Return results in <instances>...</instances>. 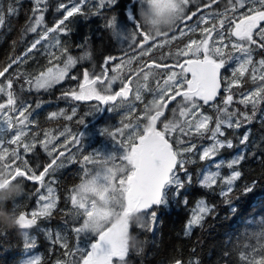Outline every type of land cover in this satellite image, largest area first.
<instances>
[{
    "label": "snow or ice",
    "instance_id": "snow-or-ice-1",
    "mask_svg": "<svg viewBox=\"0 0 264 264\" xmlns=\"http://www.w3.org/2000/svg\"><path fill=\"white\" fill-rule=\"evenodd\" d=\"M191 2L192 0H130L123 22L118 16L112 15L105 23V27L111 29L121 43L122 55L106 56L99 74L96 70H84L78 91L69 90L63 93L75 101L94 100L100 105L109 106L106 109L95 106V112L90 115L105 111L115 112L118 108H124L126 111L120 120L122 126L113 125L111 131L108 127L99 130L100 135L107 134L112 143L109 145L106 142V146L92 151V154L82 155L81 182L72 190L70 196L73 206L71 215L74 218L71 231L75 233L76 243L70 248L63 234L57 233L54 242L60 243L66 250L64 255L68 259L57 260L56 264H113L114 258L120 264H126V256L129 253L126 237L132 225L128 217L135 214L139 219V227L154 231L158 224L156 209L169 204V191L174 189L172 195L178 197L185 182H191V176L187 175L185 166L189 158L185 154L193 153L196 146L182 137L193 134L204 137L207 133V138L212 143L203 148L199 159L212 158L220 149L233 147L231 140L221 139L225 137L224 129H238L244 122L251 123L258 106L264 103V59L254 63L252 57L253 46L264 49V0H228V5L223 11L200 15L193 22V26H186L187 30L181 28L179 32L182 37L189 32L199 31L202 38L191 39L174 53L170 50L167 55H161L151 61L141 59L150 56L157 48L163 49L166 45H171L179 38L176 35L170 37L169 32H175L185 21H192L193 17L197 16L196 12L186 14L187 6ZM85 3L86 0H68L71 7L63 2L59 3L56 11L66 10V14L54 21V27H44L27 48L24 56L37 49L42 41H48V66L45 69L40 70L34 77L17 71L6 78V83L0 84V93L7 96L6 104L0 103V112L7 107L10 112L18 113L15 124L11 115L3 113L0 116V188L8 185L23 188L24 181L44 187L46 176L64 166L63 161H57L65 156L66 151H70L68 145L71 144L77 152L80 151L81 139H84L82 131L66 138L59 148L49 147L57 137L49 139V133L45 132V139L40 141V144L50 162L42 166V171H38L39 165L30 166L24 154L33 153L36 143L34 140L27 142L24 138L28 135V125L34 121L31 119L29 107L12 91V76L18 79L25 75L24 83L28 85L29 91H48L64 81L78 60L67 55L61 66L59 62L67 53V48L61 45L58 36L50 34H67L68 27L65 22L77 14L87 15L82 12ZM115 3L116 0H107L108 5ZM216 3L218 0H208L206 7L211 8ZM47 6V0H35V19L27 25L26 31L36 32L37 28L42 26V13L47 10ZM100 6H104V0H101ZM148 8L155 9L157 16L171 14V27L156 30L154 33L141 20V13ZM8 11L15 14L16 9L10 4ZM3 23V7L0 6V25ZM200 25L206 27L201 28ZM159 37L163 39L157 40ZM228 37L235 39H228L226 42ZM53 48H58L59 52L51 51ZM172 56L177 58L175 63L158 62ZM181 57L183 59H179ZM114 61L118 62L113 64ZM22 62H26L23 57H17L0 70V77H5L14 63ZM229 62H235V66L231 70V79L227 80L222 78L221 70L225 69ZM161 68H167L169 71H155ZM177 68L179 72L176 71ZM109 72L112 74L109 75ZM249 73L253 83H260L256 88L240 93L241 98L236 103L244 106L245 110L242 111L233 107L234 94L231 89L241 87L242 78ZM162 77L166 78L161 79ZM71 79L76 80L77 77L72 75ZM117 83L119 88L114 90L113 86ZM222 83L225 84L224 90L227 94L217 101ZM23 90L21 86V91ZM146 94L149 96L147 100ZM214 101L216 103L210 104ZM153 103L159 106L160 111L148 113V107ZM138 105H142V111L136 115ZM205 105L215 110V120L212 115L202 111ZM40 106L38 102L36 107ZM249 106L251 114L247 110ZM166 112L171 116H166ZM73 115H68L66 119L72 120ZM56 116L57 113L53 112L49 118L54 119ZM125 120L128 122L125 123ZM213 122L214 127L210 128L209 125ZM79 123L85 125L84 120H79ZM14 127L15 134L7 139V143L16 147L10 149L3 145L7 133ZM174 133L176 138L173 142L171 137ZM248 139L246 133L240 140L241 144L246 145ZM186 143V147H176ZM21 148L23 152L20 151ZM244 159L242 153L237 154L227 165L233 169L227 178L220 177L218 171L208 172L202 176L201 185L213 188L217 186L218 178L222 179L228 187L221 188V194L228 196L233 183L241 176L235 166ZM89 165L93 167H88ZM219 167L220 165H217V168ZM179 172L186 173L185 180L181 179ZM254 183L246 185L244 191L252 192ZM54 192V188L49 184L47 195L39 196L41 201H45L44 205L39 211L31 212L30 218L24 211L19 210L16 197H11L3 207L15 215L18 228L28 229L37 224L38 218L52 215L58 199ZM210 211L207 204L201 200L197 205V212L193 213L187 222L184 234L187 236L193 227L201 226ZM246 239L249 243L243 246L245 251L240 252L239 259L244 264H264V217H261L250 235L246 234ZM252 241L257 243L252 244ZM31 246L32 242L26 240V247ZM20 264H40V260L29 258L22 260ZM175 264L181 262L177 260Z\"/></svg>",
    "mask_w": 264,
    "mask_h": 264
},
{
    "label": "trees",
    "instance_id": "trees-1",
    "mask_svg": "<svg viewBox=\"0 0 264 264\" xmlns=\"http://www.w3.org/2000/svg\"><path fill=\"white\" fill-rule=\"evenodd\" d=\"M61 2L65 3L68 0H47V10L43 12L46 22L44 27H54V21L63 17V11H56V6ZM10 4L15 7V14L9 13ZM129 4L130 0H116L115 4L103 9L85 7L82 12L87 15L77 14L66 21L67 34L57 33L60 34L61 45L67 48V53L61 57L59 63L63 66L62 61L67 55L76 58L77 66L71 71V74L77 77L76 80L68 77L65 82L55 85L48 91L34 89L29 91L28 85L24 83L25 75H21L18 79L12 76V91L29 107L32 113L31 119L34 121L28 125L26 129L28 135L24 138L27 142L31 143L34 140L36 143L33 153L24 154L30 166L39 165L38 171H42V166L50 162V158L40 144V141L45 139V132L49 133V139L57 137L49 147L59 148L66 138L81 131L84 139H81L79 152L71 144L68 145L70 151H66L65 156L57 161V163L63 161L64 166L46 176L44 187L31 181H24L22 194L16 198L19 201V210L24 211L29 218L31 212L35 211L39 196L49 184L55 190L54 194L58 198L57 205L51 216L38 218L37 224L31 228L0 227V264H20L22 260L29 258H39L40 264H56L57 260H67L68 257L64 255L66 250L60 246V243L54 242L58 232L63 234L70 248L76 243L75 233L71 231L74 218L71 215L73 206L70 196L72 190L81 182L82 155L92 154V151L106 146V142L109 145L112 143L111 138L107 134L101 136L99 130L102 127H108L111 131L113 125L122 126L120 120L126 109L118 108L115 112L105 111L90 115L95 112V106L105 109L109 106L99 105L98 101L94 100L75 101L71 96H64L63 93L69 90L78 91L84 70H96L99 74L102 71L100 66L106 56L119 57L122 55L121 43L112 30L105 27V23L112 15L118 16L123 22ZM0 6L3 7L4 16V23L0 25V70H3L17 57H23L26 61L14 63L9 73H6L5 77H0V84L6 83V78L17 71L31 77L38 75L40 70L48 66L46 51L48 41L41 42L37 49L24 56L27 48L40 34L38 30L36 32L26 31L27 25L35 19L33 16L35 0H0ZM194 37H196L195 32L185 36L183 40L188 41ZM138 39L141 38L138 37ZM181 41H175L163 49L157 48L150 56L141 57V59L151 61L161 55H167L170 50L174 53L176 49L182 48ZM51 51L59 52V49L53 48ZM263 51L264 49L257 48L254 57L256 62L264 57ZM176 59L172 56L158 62L175 63ZM112 63L115 64L116 61ZM155 71L167 73L169 70ZM111 74L109 72V75ZM227 76V80H230L231 76ZM246 77L241 87L231 89L234 94L233 107L242 111L245 110L244 106L236 103L241 98L240 93L252 90L260 83L259 81L253 83L250 73ZM163 78L166 77L161 79ZM21 86L24 88L23 91H21ZM118 88L119 83L113 86L114 90ZM225 94L227 93L223 92L221 97ZM145 99H149L147 94ZM6 101L7 96L0 93V103L6 104ZM38 102L41 105L39 108L36 107ZM73 109H75V115H73ZM4 110V113L10 112L7 107ZM247 110L251 114V106ZM140 111H142V105H138L136 115H139ZM202 111L212 115L215 120L216 113L213 108L204 106ZM53 112L57 113V116L50 119L49 116ZM11 114L15 120L18 113L11 112ZM68 115H73L72 120L66 119ZM165 115L171 116L169 112ZM79 120H84L85 125L80 124ZM127 122L125 120V123ZM209 127H214V122ZM15 131L10 130L7 133L4 147L10 149L16 147L7 143V139L11 138ZM224 131L225 137L221 139L231 140L233 147L220 149L216 156L205 160H200L199 155L204 147L212 143L207 138L208 134L205 133L204 137L195 134L182 137L186 142L191 141L196 146L193 153L185 154L189 158L185 166L187 175L191 176V182H185L178 197L172 195L174 189L169 191V204L156 209L158 224L154 227V231H147L136 223H132L130 234L141 241V246L139 249L129 248L126 264H172L177 260L182 264H244L239 259V254L245 251L243 246L249 243L246 234L250 235L261 217H264V103L258 106L256 116L251 123L244 122L238 129L225 128ZM62 132L64 135H60ZM246 133L249 136L248 142L246 145L241 144L240 140ZM175 138L174 133L171 138L173 142ZM186 146H188L187 143L176 145L178 148ZM20 151L23 152V149L21 148ZM241 153L245 159L235 166L236 170L241 172V176L233 183L228 196L221 194V188L228 187L222 179L218 178L217 186L213 188H205L201 185L202 176L208 172L218 171L220 177L227 178L233 171L228 168V163ZM217 165L220 167L217 168ZM178 174L182 180H185L186 173L179 172ZM253 182H255L254 190L245 192V186L252 185ZM201 200L211 211L202 221V225L193 227L191 233L186 236L184 234L186 224L193 213L197 212V205ZM233 209L236 211L234 212ZM26 240H30L33 246L26 247ZM251 243L257 242L252 241ZM115 264H120V262L117 260Z\"/></svg>",
    "mask_w": 264,
    "mask_h": 264
},
{
    "label": "clouds",
    "instance_id": "clouds-1",
    "mask_svg": "<svg viewBox=\"0 0 264 264\" xmlns=\"http://www.w3.org/2000/svg\"><path fill=\"white\" fill-rule=\"evenodd\" d=\"M141 20L145 22L150 29L155 33L156 30H161L165 28H170L173 23V17L171 14H164L157 16L155 14V9L148 8L146 11L141 13ZM148 113H154L160 111V108L156 104H151L148 107ZM22 187L18 185H8L0 188V227L13 228L18 227L16 224L15 215L4 209L3 204L8 201L11 197H18L22 194ZM131 223H136L139 225L138 217L133 214L128 217ZM128 241L129 248L139 249L141 246V241L138 240L134 235L128 234L126 237Z\"/></svg>",
    "mask_w": 264,
    "mask_h": 264
},
{
    "label": "flooded vegetation",
    "instance_id": "flooded-vegetation-1",
    "mask_svg": "<svg viewBox=\"0 0 264 264\" xmlns=\"http://www.w3.org/2000/svg\"><path fill=\"white\" fill-rule=\"evenodd\" d=\"M208 4V0H199V2H198V4L196 5V6H194L192 9H190L189 10V12H190V14L192 13V12H196L197 13V16L196 17H193V20L192 21H185L181 26H180V28L177 30V32L179 33L180 32V30H181V28H183V27H185L187 24H189V26H193V22L197 19V17H199L200 15H204V14H206V13H209V12H213V11H217V10H219V11H223L225 8H226V6L228 5V0H218V3H216V4H213L212 5V7L211 8H208V7H206V5ZM189 14V15H190ZM200 27L202 28V27H206V25H200ZM185 30H187V29H185ZM192 33V32H191ZM195 34H196V37H194V38H190L188 41H190L191 39H200V38H202V36H201V33L199 32V31H196L195 32ZM176 36H178L179 38H177L176 40H179V39H181V37L179 36V34L178 35H176ZM184 38V37H183ZM183 38H182V40H183ZM228 39H231V40H234L235 38L234 37H228V38H226V42H227V40ZM185 40H183V41H181V47H183L184 46V44L186 43V42H188V41H185ZM253 48H254V51H253V53L255 52V46H253ZM252 53V54H253ZM261 54V53H260ZM236 55H239V53H236ZM262 59H264V57H261ZM180 59H183L182 57L180 58ZM254 62H256L255 60H254ZM234 63H229V65L225 68V69H223V70H221V75H222V78L223 79H227V75H229V76H231V70H232V65H233ZM177 70V72H179L180 70L177 68L176 69ZM224 86H225V84L224 83H222V90H221V92H220V95H218V97H217V101H220V99H219V97L223 94V88H224ZM219 99V100H218ZM173 103H175V102H173ZM202 103V102H201ZM213 103H216V101H214V102H210V104H213ZM172 105H170V107H171ZM205 106H208V105H205ZM117 259H115L114 258V261H113V264H115V261H116Z\"/></svg>",
    "mask_w": 264,
    "mask_h": 264
},
{
    "label": "rangeland",
    "instance_id": "rangeland-1",
    "mask_svg": "<svg viewBox=\"0 0 264 264\" xmlns=\"http://www.w3.org/2000/svg\"><path fill=\"white\" fill-rule=\"evenodd\" d=\"M100 2H101V0H99ZM105 2H107V0H104ZM93 3V2H96V3H99L97 0L96 1H93V0H86V3L82 6V10L84 9V7H85V5H89V3ZM198 2H199V0H192V2L187 6V13L186 14H189L188 13V11H189V9L191 8V6H193V5H197L198 4ZM65 4H68V2H65ZM100 5V4H99ZM106 6H110V5H108V4H105ZM42 8H43V6H41ZM68 7H71V4H68ZM90 8H93V5L92 4H90V6H89ZM63 12H62V14L63 15H65L66 14V10H62ZM241 11H244V10H241ZM43 14V13H42ZM44 15V14H43ZM63 18V17H62ZM61 19V18H60ZM57 21V20H56ZM66 23V22H65ZM43 26H46V25H43L42 24V26H40V27H38L37 28V30H38V32H42V30H43ZM184 29H186V28H184ZM51 35H53V36H58V38L60 39V34H57V33H51L50 34V36ZM160 39H163V37H159L157 40H160ZM43 42V41H42ZM125 45H126V42H125ZM256 48V47H255ZM77 66V64L75 65V67ZM74 69V67L73 68H71L70 69V71H69V75H68V77H71L72 76V70ZM68 77H66L65 78V80L68 78ZM65 80L64 81H62L60 84H62L63 82H65ZM57 85H59V84H57ZM178 99H180V98H178ZM99 103V102H98ZM100 105V104H99ZM5 111V110H4ZM4 113V112H3ZM3 113H1L0 112V116H2L3 115ZM5 113H7V114H9V115H11L12 116V114H11V112H5ZM13 117V116H12ZM13 123L15 124V120L13 119ZM12 130H16V128L14 127ZM47 186H49V185H47ZM47 186L45 187V189H44V192H43V195H47ZM44 203H45V201H41L40 199H39V201H38V204H37V206H36V208H35V211H39L41 208H42V206L44 205Z\"/></svg>",
    "mask_w": 264,
    "mask_h": 264
},
{
    "label": "bare ground",
    "instance_id": "bare-ground-1",
    "mask_svg": "<svg viewBox=\"0 0 264 264\" xmlns=\"http://www.w3.org/2000/svg\"><path fill=\"white\" fill-rule=\"evenodd\" d=\"M79 49H80V48H79ZM263 52H264V51H263ZM256 58H257V57H256ZM39 111H40V110H39ZM51 112H52V111H51ZM37 113H38V112H37ZM49 113H50V112H49ZM49 113H48V114H49ZM35 126H36V125H35ZM32 133H33V132H32Z\"/></svg>",
    "mask_w": 264,
    "mask_h": 264
},
{
    "label": "water",
    "instance_id": "water-1",
    "mask_svg": "<svg viewBox=\"0 0 264 264\" xmlns=\"http://www.w3.org/2000/svg\"><path fill=\"white\" fill-rule=\"evenodd\" d=\"M173 264H175V263H173ZM182 264V263H181Z\"/></svg>",
    "mask_w": 264,
    "mask_h": 264
}]
</instances>
